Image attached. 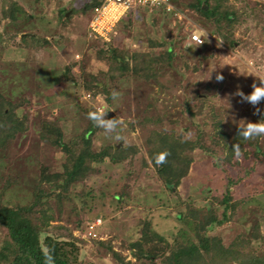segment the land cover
<instances>
[{"label": "rangeland", "instance_id": "1", "mask_svg": "<svg viewBox=\"0 0 264 264\" xmlns=\"http://www.w3.org/2000/svg\"><path fill=\"white\" fill-rule=\"evenodd\" d=\"M2 1L0 90L15 100H26L20 113L27 112L28 125L26 131L18 133L0 153V179L12 180L5 198L14 202L28 199L29 188L42 166L54 172L61 169L64 161L60 150L39 140V122L44 118H56L63 130L64 140L78 133L84 125L82 108L92 101L80 85L71 84L61 77L60 71L65 65H70V72L80 80L83 68H103L107 58L95 52L100 43L87 45L84 33L92 14L89 10H83L87 0H16L25 14H29L25 20L16 22L2 16ZM229 1L238 6L246 4L256 13L245 16L235 25L233 43L212 35L209 29L196 22V13L182 3L175 6L178 10L176 14L159 8L132 7L122 17L123 21L116 25L114 33H110L109 37L112 36L114 42H121L125 48L148 47L147 40L151 37L172 43L176 58L173 68L160 78L166 88L159 91L153 83L146 86V83L131 79L120 81L117 89L120 95L112 98L108 105L111 110L107 112V117L117 116L124 120L126 126L120 134L124 137V143L136 145L135 153L123 164H111L106 160L97 164V175L101 174L102 180L96 179L95 184L85 179L72 186L66 194L67 198L61 199L60 213L53 199H49L55 217L53 222L66 225L75 236L81 237V256L86 264L116 263L103 247L94 244L83 231L87 209L79 196L82 187L93 184L96 186L95 192L101 189L107 193L115 190L126 193L124 198L127 202L118 209L110 196L103 195L98 201L104 202L102 207L107 215L101 217V222L94 217L91 225L93 232H96L94 236L109 241L114 249L130 259L124 247L128 241L138 237L141 219H148L155 231L172 241V235L182 226L176 215L185 209L187 202L197 207L203 206L213 195L223 191L224 175L234 178L244 174L242 167L224 165L223 173L216 155L196 148L192 151L187 175L181 179L175 191L170 192L157 178L144 145V137L154 125L144 124L141 120L144 116H161L168 128L173 126L176 131L186 127L189 137L194 134L197 125L210 129L212 120L217 118L227 132L236 124L242 125L245 120L254 122L258 119L260 112L254 114V106L242 101L236 95V90L239 88L244 93L250 92L252 81L256 79L259 83L253 75H264V16L257 11L259 2L263 0ZM62 12L67 17L63 23L60 21ZM128 18L131 20L126 24ZM193 28L204 30L202 42L205 49L192 46L189 34ZM44 38L49 42H43ZM191 48L194 53L188 52ZM217 72L222 79L215 78ZM195 93L205 95L207 102H204L198 116H191L183 112L181 102ZM191 101V105L196 102L195 99ZM149 102L154 103L155 107H150ZM93 103L106 106L100 95ZM255 107L264 111V100ZM93 140L96 149L99 145L118 142L112 134L105 137L103 130L98 128ZM216 150L220 151L219 148ZM212 162L217 165L213 166ZM257 167V171L245 178L242 185L232 188L234 197L250 192V182L259 185L264 180V159ZM122 173H126L124 177ZM248 219L243 220V212L238 209L234 219L214 226L211 232L220 234L226 243L242 226H246ZM260 219V229L264 233V218Z\"/></svg>", "mask_w": 264, "mask_h": 264}, {"label": "trees", "instance_id": "2", "mask_svg": "<svg viewBox=\"0 0 264 264\" xmlns=\"http://www.w3.org/2000/svg\"><path fill=\"white\" fill-rule=\"evenodd\" d=\"M100 1L87 0L83 10L92 13ZM180 1L172 0L175 6L182 3L192 9L197 15L196 22L209 29L212 35L232 43L235 25L244 20L245 16L256 15L254 9L246 4L238 6L229 0ZM257 11L264 16V0L259 2ZM63 12L61 23L67 20ZM1 14L11 22L23 21L29 16L16 0H3ZM130 20L128 18L125 23ZM120 21H123V18ZM84 36L87 45L100 43L101 46L96 48L95 52L97 55L106 56L105 67L83 68L80 80L70 72V65H65L60 71L61 77L69 80L71 84L80 85L92 101L82 108L84 125L78 133L64 140L63 130L56 118H44L39 122V140L60 150L64 155V161L58 171L49 172L45 166L40 168L38 177L29 188L27 200L9 202L5 198V192L12 180L0 179V264H44L45 251L50 252L54 264H86L81 256V237L75 236L66 225L53 222L55 217L49 199H53L60 213L61 199L67 198L66 194L68 195L72 186L85 179L95 184L96 179L102 180L101 174L97 175L99 171L97 164L105 160L111 164H123L124 160L137 150L136 145H129L124 141L106 143L96 149L93 137L97 128L87 119L86 113L99 95L103 97L108 107L112 99L109 93L112 89H118L120 81L131 79L146 83V86L153 83L159 91L166 88L160 78L168 69L173 68L176 56L172 43L151 37L147 40L148 47L125 48L121 42H114L112 36L108 40L88 36V28ZM42 41L49 42L45 38ZM191 44L198 49H205L203 42ZM188 52L194 53V50L191 48ZM191 96L181 102L183 112L198 116L207 98L199 93ZM192 99L196 100L194 105H191ZM25 103L26 100L23 98L15 100L0 90V153L18 133L27 129V112L20 113ZM148 105L155 107L151 102ZM211 117H214V113ZM258 118H262L260 114ZM141 120L144 124L154 125L148 129L144 145L157 178L170 192H174L181 179L187 175L192 161V151L196 148L216 155L222 165L219 169L223 173L224 166H230L242 167L244 174H238L234 178L224 175L223 191L213 195L203 206L197 207L187 202L185 209L176 215L182 226L172 235V241L155 231L148 219H141L138 237L128 241L124 247L128 250L130 259H126L114 249L109 241L92 235L87 237L94 244L103 247L116 264H264V233L260 229V217L264 218V180L259 185L250 182V192L247 191L238 197L233 196L232 190L235 185H242L245 178L254 174L258 163L263 161L264 136L244 140L237 135L238 124L227 132L218 118L212 120L210 129L204 125H197L194 134L189 137L186 135V127L184 129L178 127L176 131L173 130V126L168 128L161 116H144ZM233 143L240 145L241 155L238 159L231 150ZM161 151H167L168 155L163 164L157 165L154 157ZM243 162L246 164L243 165ZM143 163L146 162L143 160ZM212 164L217 165L216 162ZM125 174L122 173V176ZM94 187L96 186L93 184L84 186L79 194L87 209L84 218L86 221L82 225L85 233L93 219L98 218L101 222V217L107 215L102 207L104 202L98 201L103 195L110 196L117 209L127 202L123 190L107 193L98 189L95 192ZM92 202L94 203L91 204ZM238 209L243 212V220L247 218L250 220L248 219L246 226H242L225 243L220 234L211 230L228 219H234Z\"/></svg>", "mask_w": 264, "mask_h": 264}, {"label": "clouds", "instance_id": "3", "mask_svg": "<svg viewBox=\"0 0 264 264\" xmlns=\"http://www.w3.org/2000/svg\"><path fill=\"white\" fill-rule=\"evenodd\" d=\"M128 8L126 0H104V3L100 5L99 10L94 17L91 27L94 31L98 32L103 36L104 39H108V33L113 32L116 25L119 23L121 18L124 16ZM199 35L194 36L195 39L199 40L200 36H204L203 29H196ZM252 74L253 73H249ZM259 80V83L254 79L250 85L251 91L244 93L242 90L237 88L236 95L240 96L242 101H245L254 106V114L260 112L262 118H258L256 121H246L242 125H238L237 135L244 140L249 138H255L258 136H264V111L256 108L262 100H264V75H253ZM217 80L222 79V75L217 72ZM112 98H116L120 95L117 89H112L109 93ZM111 110L106 107L103 103L93 104L86 113L87 119L98 129L103 130V134L107 137L112 134L113 138L117 141H124V137L120 134L122 129L126 126L122 118L115 116L114 118L107 117V112ZM233 155L238 159L241 155L240 145L233 143L231 146ZM226 154V153H225ZM168 155L167 151H161L154 157L157 165L165 162V157ZM44 264H54L53 258L50 252H44Z\"/></svg>", "mask_w": 264, "mask_h": 264}, {"label": "built area", "instance_id": "4", "mask_svg": "<svg viewBox=\"0 0 264 264\" xmlns=\"http://www.w3.org/2000/svg\"><path fill=\"white\" fill-rule=\"evenodd\" d=\"M126 2L128 4V8H127L126 13L132 7H137V8H150V9L151 8H159V9H162L164 12H167V13H170V14L171 13L176 14L177 11H178L177 8L175 7V5L173 4L172 0H126ZM102 3H104V0H101L100 3L97 6L94 7V9L92 11V14H91V18L88 21L87 28H88V35L98 36V37H101L102 39H104L102 35H100L96 31H94L93 28L91 27V25L93 23V20H94V17L96 16V13L99 10L100 5ZM196 29H198V28H193L190 31V34H189L190 41L191 42H195V43H201L202 40H203V36H200L199 40H197V39L194 38V36L199 35V33L196 31ZM110 33H108V35H110ZM108 39H104V40H108ZM87 96H88V94H87ZM97 220H99V219L97 218ZM93 229L94 228L90 224L89 225V228H88V231H87V235L94 236L95 233L93 232Z\"/></svg>", "mask_w": 264, "mask_h": 264}]
</instances>
